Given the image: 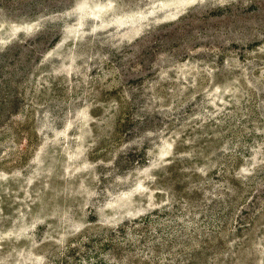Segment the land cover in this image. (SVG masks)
I'll list each match as a JSON object with an SVG mask.
<instances>
[{
	"label": "rangeland",
	"instance_id": "374dc122",
	"mask_svg": "<svg viewBox=\"0 0 264 264\" xmlns=\"http://www.w3.org/2000/svg\"><path fill=\"white\" fill-rule=\"evenodd\" d=\"M0 264H264V0H0Z\"/></svg>",
	"mask_w": 264,
	"mask_h": 264
}]
</instances>
